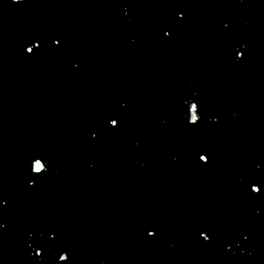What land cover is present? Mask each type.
Masks as SVG:
<instances>
[{
  "label": "water",
  "instance_id": "obj_1",
  "mask_svg": "<svg viewBox=\"0 0 264 264\" xmlns=\"http://www.w3.org/2000/svg\"><path fill=\"white\" fill-rule=\"evenodd\" d=\"M0 264H264V0H0Z\"/></svg>",
  "mask_w": 264,
  "mask_h": 264
}]
</instances>
